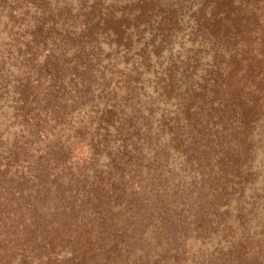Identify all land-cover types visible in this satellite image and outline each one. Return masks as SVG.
Returning <instances> with one entry per match:
<instances>
[{"label":"trees","instance_id":"16d2710c","mask_svg":"<svg viewBox=\"0 0 264 264\" xmlns=\"http://www.w3.org/2000/svg\"><path fill=\"white\" fill-rule=\"evenodd\" d=\"M180 32L214 53L197 81L186 58L158 62ZM263 115L264 0H0V264H134L160 226L175 254L230 229ZM166 147L216 156L174 219L153 182ZM253 239L212 264H258Z\"/></svg>","mask_w":264,"mask_h":264},{"label":"rangeland","instance_id":"374dc122","mask_svg":"<svg viewBox=\"0 0 264 264\" xmlns=\"http://www.w3.org/2000/svg\"><path fill=\"white\" fill-rule=\"evenodd\" d=\"M187 22L183 25L186 26ZM185 33L180 32L176 35L174 43L163 52L158 62L167 64L176 57L186 58L191 64L188 74L193 76V80L197 81L204 69L210 68L213 63L214 53L209 49V44L198 47V41L192 43L191 39L189 40L187 36H184ZM226 55L227 52L225 53ZM253 132L254 143L252 144V149H250L249 163H247L248 166L246 168L249 174L246 178H239L238 175L233 178V182L242 181L240 186L244 193L238 200L237 191L236 196L226 208L228 215L225 217V222H227L230 229L221 226L214 233L191 230L188 234V242L184 248H181V253L175 254L170 249L177 246V244L166 242L167 234L163 226L164 230L161 235L164 238L158 235L162 230L160 226L161 230H159V233L152 230L149 231L148 237L145 236L143 249L140 252L135 250L136 257L139 253L141 254L134 264H212L216 262L214 260L216 255L211 257V254H215L217 248L236 242L242 235L244 237L246 235L254 237L253 240L258 237L261 238L260 244H262L263 258L258 264H264V115L256 123ZM220 134V132H216V135ZM162 136L163 138L166 137V139L169 137L166 134H162ZM164 140H159L160 142L158 143L163 142L165 145L166 141L164 142ZM218 140L221 141V139H216V141ZM201 149L200 147L194 155L195 160L197 158V163L188 160L181 152L177 153L171 147H166L162 152L164 160L162 159L160 163L153 165L157 173L153 182H156L161 199L167 203L170 210L169 214L173 216L172 219H174V215H178L180 212L182 213L181 217H184L185 213H189V211L195 213L196 205L201 201L203 202V198L205 199L204 195L207 192L206 187L210 186L209 180L205 181V177H212L216 173L217 165L214 163L216 156L211 155L209 160L208 156L205 157L207 149ZM202 184H204V189L201 188ZM236 187L239 190L237 185ZM205 205H207L206 202ZM223 209L225 208L221 207L219 210ZM238 210L246 213L243 228L235 220ZM214 218L218 219L217 216H214ZM171 228L172 226H169L168 231ZM175 229L171 232L174 233L173 236H178L179 230L183 231L180 226H175ZM12 264H21V260L19 258L15 259Z\"/></svg>","mask_w":264,"mask_h":264}]
</instances>
